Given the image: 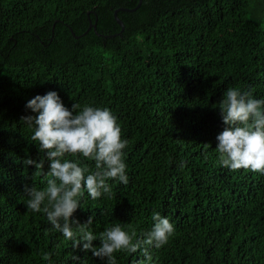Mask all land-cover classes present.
<instances>
[{
  "label": "trees",
  "instance_id": "1",
  "mask_svg": "<svg viewBox=\"0 0 264 264\" xmlns=\"http://www.w3.org/2000/svg\"><path fill=\"white\" fill-rule=\"evenodd\" d=\"M137 3L0 0V264H103L26 207L25 189L46 187L49 162L24 164L45 154L21 118L50 91L69 110L109 108L128 140L129 183L109 181L111 196L97 200L85 193L73 219L93 216L96 235L120 222L139 236L158 212L175 232L150 250L151 264H264V175L222 167L215 150L224 92L264 99V0H141L131 11Z\"/></svg>",
  "mask_w": 264,
  "mask_h": 264
},
{
  "label": "clouds",
  "instance_id": "2",
  "mask_svg": "<svg viewBox=\"0 0 264 264\" xmlns=\"http://www.w3.org/2000/svg\"><path fill=\"white\" fill-rule=\"evenodd\" d=\"M253 92L239 88L224 92L218 109L225 128L216 137L215 150L222 167L264 175V99L255 98ZM26 109L37 115L24 116L21 122L33 129L31 140L45 155L39 162L26 159L24 164L43 170L45 160L49 162V170L44 173L46 187L25 189L27 209L43 213L52 228L72 242L73 250L91 252L103 264H117L118 252H139L143 259L138 264H151L150 250L161 249L174 235V225L167 217L153 212V226L139 236L120 222L96 235L92 230L93 216L85 223L73 219L85 193L97 200L111 196L109 181L129 183L124 151L128 140L121 138L117 117L107 107L88 104L74 103L69 110L54 91L35 96L27 102ZM68 156L76 159L70 161ZM81 157L94 161L95 171L82 165ZM96 240L100 242L98 247L93 246ZM50 256L45 253L44 259L50 260ZM72 259L83 264L79 256L73 255Z\"/></svg>",
  "mask_w": 264,
  "mask_h": 264
},
{
  "label": "water",
  "instance_id": "3",
  "mask_svg": "<svg viewBox=\"0 0 264 264\" xmlns=\"http://www.w3.org/2000/svg\"><path fill=\"white\" fill-rule=\"evenodd\" d=\"M140 3H141V0H138L137 5H136L134 8L130 9V10L132 11V10L137 9V8L139 7ZM130 10H126V11H130ZM117 11H118V9H116V10L114 11L113 17H114V20L116 21V23L121 27V30H122V29H123V24H122V22L118 19V17L116 16V12H117ZM90 28H93V30L95 31V25L89 24L88 30H89ZM72 35H74V34L72 33ZM75 37H77V36H75Z\"/></svg>",
  "mask_w": 264,
  "mask_h": 264
}]
</instances>
